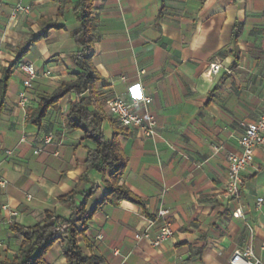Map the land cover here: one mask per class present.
<instances>
[{"label":"crops","instance_id":"0c3cea01","mask_svg":"<svg viewBox=\"0 0 264 264\" xmlns=\"http://www.w3.org/2000/svg\"><path fill=\"white\" fill-rule=\"evenodd\" d=\"M16 2L0 1V77L16 61V45L56 28L13 67L0 111V178L6 181L0 207H7L0 209V260H11L20 246L14 225L34 226L45 211L70 216L58 198L79 183L91 147L80 130L65 127L73 94L50 108L40 125L26 121L42 96L75 78L78 0H66L62 9L59 0H22L31 10L13 26L8 16ZM92 16L99 39L91 62L101 80L89 108L103 114L105 138L116 137L127 160L121 184L144 208L106 202L77 238L81 250L99 257V264H227L251 245L264 261V144L242 174L240 202L223 197L227 155L237 152L244 125L258 118L264 100V0H93ZM21 63L33 64L38 74L28 88ZM211 64L220 65L217 73L208 74ZM46 70L51 74L44 77ZM141 95L151 97L148 112L158 126L153 138L120 127L107 112L113 98ZM47 134L54 137L45 145ZM87 177L97 186L87 201L90 211L110 189L102 176ZM162 207L169 210L165 221L173 237L158 247L136 242V230L148 228L153 236L161 226L155 214ZM237 207L241 218L232 216ZM61 247L57 240L47 249V264H66Z\"/></svg>","mask_w":264,"mask_h":264},{"label":"trees","instance_id":"16d2710c","mask_svg":"<svg viewBox=\"0 0 264 264\" xmlns=\"http://www.w3.org/2000/svg\"><path fill=\"white\" fill-rule=\"evenodd\" d=\"M59 1L62 9L66 0ZM74 12L80 25L72 34L77 46L72 56L73 65L77 70L74 74L75 78L63 82L49 95L42 96L36 109L27 111L26 121L33 125H40L50 108L55 107L58 101L67 94L73 93L75 100L68 104L65 127L70 130H80L82 139L91 144L86 152L87 169L75 188L70 193L58 198V201L69 209L70 216L64 219L55 216L50 211H45L44 219L34 226L14 225L13 232L21 237L20 246L11 260H0V264H47L43 255L57 240L62 243L61 252L66 264H99L100 258L85 254L77 240L91 215L106 202L117 203L120 200H127L144 208L143 202L121 184L127 160L116 137L112 140L105 138L101 130L103 114L98 108H89L93 103L92 97L96 96L95 86L101 80L91 62L94 55L93 44L99 39L92 16L93 0H78ZM53 27L56 28L55 25H50L45 27L41 33L31 36L24 47L16 45L17 59L2 70L0 77V111L3 107L13 67L21 56L27 53L35 42L46 37L49 29ZM87 91L90 92L89 96L82 97L81 95ZM89 172L102 176L104 184L109 187L110 191L103 195L94 208L87 211V201L97 189V186L91 183L87 177ZM77 196L82 198L79 203L76 202ZM77 224L81 226L80 229L76 226Z\"/></svg>","mask_w":264,"mask_h":264},{"label":"built area","instance_id":"2783aa9c","mask_svg":"<svg viewBox=\"0 0 264 264\" xmlns=\"http://www.w3.org/2000/svg\"><path fill=\"white\" fill-rule=\"evenodd\" d=\"M31 8L29 5L24 4L22 0L12 6L8 22L13 26L17 24L20 16L28 14ZM20 70L24 73L25 79L22 82L24 88L31 86L32 81L37 77V71L31 63H21ZM220 65L211 64L209 66L210 73H217ZM51 74L50 70L42 73V76L47 77ZM26 97L24 91L19 92L20 106L26 105ZM151 102V97L148 95L133 96L129 100L121 97H115L108 102V115L120 126L124 128H137L141 131L142 135L146 138H153L157 134V121L153 115L148 112V105ZM139 110H142L140 112ZM53 135L47 134L43 138V143L48 145L53 140ZM23 141V138L21 139ZM264 144V100L261 104L258 118L251 123L245 124L243 132L237 139V152L229 153L227 155L228 169L224 186L223 197L239 203L241 200L242 192V174L246 168L253 161L255 151ZM41 149H36L34 154L41 152ZM6 181L0 178V187H4ZM261 199H257L256 206L259 207ZM6 206H1L0 209L5 210ZM169 213L167 208H159L155 214V218L161 221V226L158 230L150 235L148 228L136 230L134 237L136 242L147 240L152 246L158 247L173 237V230L170 224L165 221V216ZM16 216V212L11 213ZM234 218L243 217V210L237 207L232 212ZM151 224V221H149ZM261 249L264 250V241L261 244ZM120 264H127L122 261ZM227 264H264V261L256 257L251 245H245L241 250L236 251Z\"/></svg>","mask_w":264,"mask_h":264},{"label":"rangeland","instance_id":"374dc122","mask_svg":"<svg viewBox=\"0 0 264 264\" xmlns=\"http://www.w3.org/2000/svg\"><path fill=\"white\" fill-rule=\"evenodd\" d=\"M61 84H62V83H61ZM61 84H60V85H61ZM95 90H96V86H95ZM86 93H87L88 96H89L90 92L87 91ZM69 94H73V93H69ZM69 94H67V95H69ZM67 95H66V96H67ZM73 95H74V94H73ZM95 95H96V94H95ZM96 99H97V95L92 97L93 102L96 101ZM69 103H70V101H69ZM66 113H67V111H66Z\"/></svg>","mask_w":264,"mask_h":264}]
</instances>
